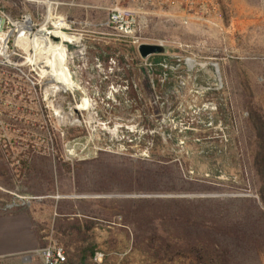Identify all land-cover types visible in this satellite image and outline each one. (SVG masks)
I'll list each match as a JSON object with an SVG mask.
<instances>
[{
  "label": "rangeland",
  "instance_id": "1",
  "mask_svg": "<svg viewBox=\"0 0 264 264\" xmlns=\"http://www.w3.org/2000/svg\"><path fill=\"white\" fill-rule=\"evenodd\" d=\"M119 5L138 15L139 30L128 40L112 37L110 30L77 33L70 26L82 45L70 65L76 89L57 102L73 124L44 109L35 94L15 97L0 73V218L29 220L40 248L31 264H43L42 250L53 247L59 201L70 200V208L61 205L64 212L79 213V206L89 205L73 201L95 200L83 196L202 195L224 203L223 214L231 210L238 225L240 205L224 200L255 199L249 185L254 138L246 108L264 113V0ZM0 7L13 20L45 13L26 0H0ZM142 43L162 45L165 52L142 59L137 52ZM186 59L216 63L221 80L209 66L189 69ZM113 206L101 207L109 214ZM121 219H97L92 233L101 260L96 262L150 264L145 253L132 248ZM163 224L166 231L172 225ZM218 242L226 247L236 241L224 236ZM222 258L217 264H264V244Z\"/></svg>",
  "mask_w": 264,
  "mask_h": 264
},
{
  "label": "trees",
  "instance_id": "2",
  "mask_svg": "<svg viewBox=\"0 0 264 264\" xmlns=\"http://www.w3.org/2000/svg\"><path fill=\"white\" fill-rule=\"evenodd\" d=\"M10 13L14 14L11 10ZM246 112L254 138L249 185L255 199L246 196L224 200L226 205H240L237 206L241 220L238 225L229 215L231 210L223 214L226 206L219 199L75 200L73 204L89 205L88 209L79 206V213L64 212L61 205L70 208V200H63L57 204L51 238L62 250L64 264H103L94 260L99 248L92 231L97 219L118 216L131 235L132 248L145 253L150 264H217L223 260V254L244 252L250 247L259 249L264 244V113L251 105ZM92 204L97 211L90 206ZM107 204L115 205L109 214L101 207ZM207 209H210L208 213ZM166 222L172 224L168 231L163 224ZM224 236L236 242L225 247L218 242ZM40 247L45 248V244Z\"/></svg>",
  "mask_w": 264,
  "mask_h": 264
},
{
  "label": "built area",
  "instance_id": "3",
  "mask_svg": "<svg viewBox=\"0 0 264 264\" xmlns=\"http://www.w3.org/2000/svg\"><path fill=\"white\" fill-rule=\"evenodd\" d=\"M120 1H124V0H116V3L109 9L106 26L112 32L111 33L112 37L121 40H128L134 37V35L139 30L136 22L138 15L134 10H131L123 5H119ZM53 14L54 16L52 18V21L48 22L46 25V29L50 33V36L48 38L53 46L61 47L59 46L60 43L59 37H55L52 34L54 31L60 30L72 36L75 35L70 32L71 27L65 20L64 22L67 24L68 29L67 30L56 29L52 23L55 22L57 23L58 22L57 20L60 18V16L57 15L55 12H53ZM7 17L11 20V22L12 21L23 22V20L26 17H29L30 18L29 29L24 30V32L28 31L29 32L28 38H31L37 32V30H39L43 25L45 20V13L38 14L35 17V19H32L30 16H23L19 20H13L0 7V51H2L3 43L5 42V46H6L5 49L7 50V54L9 55V62H7L4 56L0 54V73H3V75L5 74L7 75L9 79L8 87L10 89V92H12V94H14L15 97L18 96V93L21 92L24 93L26 92V94H28L29 96L35 94L37 97H40V99L44 104V109L46 110L51 109L48 106L47 101L53 100L52 102L54 104V100H55L57 104L56 106H59L57 101L66 92L58 91L52 96H50L48 100H46V89L53 87L54 82H52L51 78L48 75H43L41 77V75L38 74V71L34 70V68L26 66L25 52L22 49H19L14 44L16 37L18 38V33L16 31L12 32L11 35L6 39V34L14 29L13 25L7 20L8 19ZM24 36H28L27 33ZM29 54H32L31 50L28 52V55ZM40 61L42 63L45 62V59L41 60V55H40ZM71 64L68 65L69 69ZM42 257H43V264H64L65 262V256L62 250L57 248L55 245H53L52 248H47L46 250H42ZM94 260L100 261L101 255H98L96 253Z\"/></svg>",
  "mask_w": 264,
  "mask_h": 264
},
{
  "label": "crops",
  "instance_id": "4",
  "mask_svg": "<svg viewBox=\"0 0 264 264\" xmlns=\"http://www.w3.org/2000/svg\"><path fill=\"white\" fill-rule=\"evenodd\" d=\"M33 7L50 15L55 12L77 33H105L108 9L113 0H26ZM79 31V32H78ZM52 245L55 242L50 241ZM40 250L39 240L29 220L23 215L0 218V260L20 257L24 264ZM23 256V257H22Z\"/></svg>",
  "mask_w": 264,
  "mask_h": 264
},
{
  "label": "bare ground",
  "instance_id": "5",
  "mask_svg": "<svg viewBox=\"0 0 264 264\" xmlns=\"http://www.w3.org/2000/svg\"><path fill=\"white\" fill-rule=\"evenodd\" d=\"M54 14L47 15L45 14V20L43 25L37 32L31 37H29V32L24 30L29 29L30 18L26 17L23 22H11L8 18L7 20L13 25L14 29L6 34V39L11 35L12 32L16 31L18 33V38L16 37L14 44L22 49L25 54V64L28 67L34 68V70L38 71V74L48 75L52 82H54L53 87L46 89V100L53 94L58 91L61 92H73L76 89V79L74 73L68 68V65L72 63L73 57L67 53V48L63 44V42H69L73 44H80V36H72L68 33H64L60 30L54 31L52 34L55 37H59L60 43L59 46H53L49 40L50 33L46 29V25L48 22L52 21ZM58 22L52 23L56 29H68L67 24L64 22V19L61 17L57 20ZM24 32V33H23ZM27 33L28 36H24ZM3 36V35H2ZM57 47V48H56ZM5 42L3 43L2 51L0 54L4 56L5 60L9 62V55L7 54V50L5 49ZM32 51V54L28 55L29 51ZM45 59V62L42 63L40 61ZM187 66L189 69H193L195 66H202V68L206 67L204 63L201 65L195 63L193 60L187 61ZM98 67V66H97ZM215 77V76H214ZM221 80V79H220ZM216 81L218 82V78L216 77ZM219 83V82H218ZM93 102V101H91ZM48 106L52 109L54 116L60 120L61 122H72L74 123V119L70 114H64L61 107L53 104L52 101H47ZM92 104L88 103V108L90 107V111L92 108ZM90 114V113H89ZM68 121H67V119ZM90 125L92 124V119L87 121Z\"/></svg>",
  "mask_w": 264,
  "mask_h": 264
},
{
  "label": "water",
  "instance_id": "6",
  "mask_svg": "<svg viewBox=\"0 0 264 264\" xmlns=\"http://www.w3.org/2000/svg\"><path fill=\"white\" fill-rule=\"evenodd\" d=\"M63 44L67 48V53L71 56L79 55L80 51L82 50L81 44H73V43H69V42H63ZM137 52L142 59H145V58H148L149 56H152V55L163 54L165 52V47H163L162 45H157V44L142 43V44L137 46ZM188 60H190V59L185 60L186 66H187ZM199 65H201V64H199ZM205 65L209 66L210 68H212L214 70L215 76L220 81L218 65L216 63H205ZM200 67L202 68V66H200ZM231 196L238 197L239 195L238 196L231 195ZM85 197L95 198V199H111V198L127 199V198H202L204 196H202V195H193V196L192 195L191 196H186V195H173V196H169V195H167V196H163V195H139V196L134 197L131 195H120V196H116V195H95V196H83L81 198H85Z\"/></svg>",
  "mask_w": 264,
  "mask_h": 264
}]
</instances>
